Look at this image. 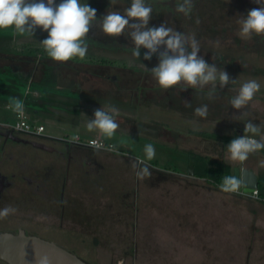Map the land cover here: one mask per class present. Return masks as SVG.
I'll return each instance as SVG.
<instances>
[{
	"label": "rangeland",
	"instance_id": "obj_1",
	"mask_svg": "<svg viewBox=\"0 0 264 264\" xmlns=\"http://www.w3.org/2000/svg\"><path fill=\"white\" fill-rule=\"evenodd\" d=\"M215 1L206 3L207 6L202 1L195 15L191 19H181L180 25L203 36L200 53L203 54L205 49L228 54L229 61L215 65L223 68L231 79H237V84L223 89L217 85L218 94L213 100L206 98L207 88L201 92L191 88L180 91L174 87L165 89L166 94L157 98L148 94V102L143 98L139 104L129 103L137 110L138 135H135V141L128 140L127 132L123 134V142L121 135L111 137L117 148L127 149L133 155L137 153L145 160L144 146L151 143L156 150L152 161L157 160L158 168L165 171L150 168L152 177L143 180L142 195L137 200L134 197L126 198L121 194L120 185L131 176V185H135V170L128 161L129 157L121 156V153L113 158L99 155L114 180H101L96 192L92 186L85 187V194L92 195L89 199V196H85L84 202L86 238L77 231L22 216H17L14 222L7 217L0 219V230L16 231L22 226L27 232L57 241L90 264H264V201L237 193H225L209 181L189 176V169L196 168L189 166L190 155L182 148L183 145L195 146L202 150L201 153L205 151V154L214 155L229 166L232 174L235 167L249 166L264 177V167L260 166V162L264 161V150L251 155L248 161L238 163L229 160L226 148L233 139V130L241 125H227L226 121L246 123L251 119L254 124L264 128V36L241 39L237 35L236 23L238 15L246 16L249 10L260 5L253 0ZM197 19L199 24L196 23ZM168 21L175 26V20ZM210 37L212 39H208ZM216 41H219L218 45ZM97 54L116 65L129 59L122 53L119 56L115 53ZM154 64L158 62H146L145 66L151 69ZM144 78L147 87L158 85L151 74ZM249 79H256L261 84L260 91L246 109L232 108L229 100L240 84ZM127 101L133 100L128 98ZM185 101L191 103V107H186ZM145 103L161 107L149 110L145 108L148 105ZM202 104L208 105L211 120L194 114V109ZM179 109L184 115L168 111ZM241 111L249 115L237 118ZM0 121L14 124L16 117L9 111L0 110ZM158 126L167 128L173 137L158 134ZM196 131L210 135L214 133L213 138L202 139L195 135ZM173 132L186 137H179ZM127 140L128 146L125 148ZM132 145H135L134 148ZM135 203L138 209L132 207Z\"/></svg>",
	"mask_w": 264,
	"mask_h": 264
},
{
	"label": "flooded vegetation",
	"instance_id": "obj_2",
	"mask_svg": "<svg viewBox=\"0 0 264 264\" xmlns=\"http://www.w3.org/2000/svg\"><path fill=\"white\" fill-rule=\"evenodd\" d=\"M202 1L206 6L216 3L215 0H194V8L189 19L198 11ZM60 2L61 0H56L57 4ZM81 2H87L95 8L98 19L106 14L108 8V10L116 9L123 12L124 8L130 6V0H117V3L111 6L109 0H81ZM146 2L153 8L150 27H158L167 21L168 26L175 27L177 31L193 32L189 30L190 28L180 25L181 19L187 17L176 12L178 0H146ZM169 19L176 21L175 26L168 21ZM195 34L197 40H203L201 34ZM47 35V32L39 28L34 37L17 35L14 28L0 30V110L9 111L16 117L14 124L9 121H0V209L6 206L16 209L7 217L10 222H14L17 216L27 217L33 221L37 219L48 225H58L62 229L77 231L81 237L86 238L84 202L85 196H89V199L92 195L85 194V187L92 186L93 191L96 192L101 180L106 182L114 180L112 173L107 170V165L99 158V155L104 154L105 158H113L117 153L127 155L128 152L117 148L115 143L108 140L104 134L99 135L100 130H88V118H94L93 114L97 108L81 110L83 95L79 94L94 93L100 98L99 107L115 106L119 110L117 135L127 132L128 140L132 142L135 141L134 137L138 132L137 110H134L127 99L137 100L139 104L141 99L144 100L143 98L145 102L150 101L148 94L157 98L166 94V91L159 85L147 87L148 85L143 82L144 76L151 73L147 70L149 68L142 67L141 63L145 65L146 62H158L157 56L153 55L151 60H144L143 55L147 49L142 48L140 60L133 57L131 48L134 47V43L126 35L112 38L93 27L88 34L89 48L86 57L67 62H56L48 57L39 43ZM203 51V54L198 53V55L203 56L210 65L229 61L227 53L218 54L205 49ZM99 52L115 53L117 56L122 53L129 59L116 65L112 60L100 57L97 54ZM213 58L216 60L214 61ZM133 82L135 83L132 84ZM119 96H125V98H118ZM13 97L23 101L22 115L8 107L7 102H10ZM66 99L77 101L69 106L70 102ZM231 121L238 122V120ZM19 123L28 127L20 128ZM85 131L96 133V136L85 138L82 135ZM131 133L134 135L132 136ZM194 133L202 139L213 138L208 132ZM198 133H203L205 136ZM220 142L226 145L221 139ZM110 146H113L115 150H106ZM193 153L213 157L191 150L190 154ZM128 155L130 158L128 161L131 163L134 159H142L137 155L129 153ZM191 162L194 163L190 160L189 164ZM146 163L151 169H157ZM189 166L194 167V164ZM187 174L208 181L206 178L196 176L195 169L194 175ZM133 178L134 186L131 185V176L125 179L120 189L121 194L126 198L134 197L137 200V197L142 195L140 190H143L142 182L144 181L138 180L135 172ZM132 207L138 209L136 203ZM91 223L95 225L94 222L91 221ZM20 231L62 246L57 241L35 232H27L22 226L16 231L3 229L0 233L17 234ZM0 262L7 264L3 260Z\"/></svg>",
	"mask_w": 264,
	"mask_h": 264
},
{
	"label": "clouds",
	"instance_id": "obj_3",
	"mask_svg": "<svg viewBox=\"0 0 264 264\" xmlns=\"http://www.w3.org/2000/svg\"><path fill=\"white\" fill-rule=\"evenodd\" d=\"M109 2L111 6L115 5L117 0ZM253 2L260 7L249 10L246 16H237V35L241 39L250 40L253 36H264V0ZM193 8L194 0H178L175 10L190 18ZM108 9L106 14L98 19L97 10L81 0H61L59 4L56 0H0V30L14 28L17 35L34 37L39 28L48 34L39 42L48 57L56 62H67L86 57L89 48L88 34L96 27L108 37H130L134 43L131 48L132 56L138 60L142 48L147 49L143 55L144 60H151L153 55H156V66L149 70L144 64L141 65L151 73L162 89L178 87L180 91L191 88L204 92L207 88L206 98L213 100L218 94L217 85L223 89L228 85L237 84V79H231L223 68H218L215 63L210 65L203 56L198 55L201 44L194 32L177 31L175 27L168 26L167 21L158 27H150L153 8L146 0H130V6L124 8L123 12ZM199 22L197 19L196 23ZM215 43L218 45L219 41ZM260 89L261 84L256 79L244 81L229 100V105L237 110L246 109ZM185 106L191 107V103L185 101ZM8 107L17 114L24 113L23 101L16 97L10 99ZM118 111L112 105L96 109L94 118H88V130L98 129L105 137H113L119 129ZM208 112L207 104L194 109V114L201 118H206ZM247 115V112L241 111L236 117ZM226 148L230 161L244 163L251 155L264 150V131L260 125L249 119L244 123V135L233 138ZM106 150L115 149L110 146ZM144 153L146 159L151 161L155 158L156 150L148 143L144 146ZM131 166L138 180L152 177L150 166L145 160L134 159ZM260 166L264 167V161L260 162ZM219 187L225 193H240L241 188L246 185L235 175H225ZM15 211L11 206L0 209V219ZM34 264H52V260L46 254H35Z\"/></svg>",
	"mask_w": 264,
	"mask_h": 264
},
{
	"label": "water",
	"instance_id": "obj_4",
	"mask_svg": "<svg viewBox=\"0 0 264 264\" xmlns=\"http://www.w3.org/2000/svg\"><path fill=\"white\" fill-rule=\"evenodd\" d=\"M243 135V130L236 129L234 132V138ZM193 164V162L190 163L191 166ZM188 173L194 175V170L189 169ZM233 175L241 179L243 185H246L242 187L244 192H252L258 188V174L252 168L235 167ZM35 254L48 255L52 264H90L62 246L37 236L27 235L23 231L17 234L0 233V260L7 264H34Z\"/></svg>",
	"mask_w": 264,
	"mask_h": 264
},
{
	"label": "crops",
	"instance_id": "obj_5",
	"mask_svg": "<svg viewBox=\"0 0 264 264\" xmlns=\"http://www.w3.org/2000/svg\"><path fill=\"white\" fill-rule=\"evenodd\" d=\"M79 94V93H78ZM94 94V93H93ZM93 94H84V93H82V94H79V95H83V96H85V97H83L82 96V107H81V110H95V108H97V109H99L100 107V98H98V96H96L95 94L93 95ZM79 98H80V96H79ZM66 100H68L70 103H68V105L69 106H71V103H74V102H76L77 100H73V99H66ZM138 101L137 100H133V101H131V103L132 104H138L137 103ZM6 103V102H5ZM9 102H7V104H8ZM149 106V107H148ZM145 108L146 109H149V110H158L159 108H160V106H158L157 104H153V105H151V104H148L147 106L145 105ZM181 109H179V110H177V111H175L174 113H180L181 115H184L181 111H180ZM172 113V112H171ZM187 114V113H186ZM211 118L212 117H210V116H207L206 118H204V119H206V120H211ZM124 120V119H123ZM215 120V119H214ZM213 120V121H214ZM157 121V120H156ZM215 121H218V119H216ZM220 121V120H219ZM227 123V125L228 124H237L238 126L240 125V127H235L237 130H243V132H244V123H239V122H235V121H226ZM236 129H234V131H233V135H234V132H235V130ZM158 130H160V132L158 133V134H161V135H165V136H167V135H169V136H172L173 137V134H172V132L171 131H169V130H167V128L166 129H164L163 127H161V126H158ZM150 132V131H149ZM196 132H202V131H196ZM174 133V132H173ZM193 133V132H192ZM174 134H176L177 136H179V137H182V138H184V137H186V136H184L182 133L181 134H177V133H174ZM212 134H214V133H212ZM82 135H83V137H85V138H88V137H90V136H96V133H91V132H87V131H85V132H83L82 133ZM99 135H103V133L101 132V133H99ZM121 135V140H122V142L124 141V137H123V134H120ZM135 135H137V134H135ZM116 136H118L117 135V132L115 133V135L113 136V138L114 137H116ZM125 136V135H124ZM113 138H107L108 140H110V141H113ZM135 138V137H134ZM174 139L175 138H173L172 140V143L174 142ZM127 142H128V140L125 142V145H126V147L125 148H127ZM134 146L135 145H132V147L134 148ZM182 148H184L183 150L185 151V153H187V155L189 154L190 155V151L191 150H193V151H196V152H200L201 153V151L197 148V147H189V146H187V145H183L182 146ZM124 150H126L128 153H129V151L127 150V149H124ZM139 150V149H138ZM204 152V154L206 153L205 151H203ZM128 153H127V155H125V156H128L129 157V155H128ZM130 154V153H129ZM208 154V153H207ZM135 155H137V153H135L134 154V156ZM210 155V154H209ZM121 156H123V155H121ZM137 156H139V155H137ZM211 156H212V154H211ZM140 157H142V156H140ZM212 158H216L214 155H213V157ZM128 159H130V158H128ZM143 159V158H142ZM216 159H218V158H216ZM145 160V159H144ZM146 162H148L149 164H151V165H153L155 168H157L158 170H165V169H160V168H158V161L157 160H155V161H148V160H145ZM190 161V160H189ZM190 165V164H189Z\"/></svg>",
	"mask_w": 264,
	"mask_h": 264
},
{
	"label": "trees",
	"instance_id": "obj_6",
	"mask_svg": "<svg viewBox=\"0 0 264 264\" xmlns=\"http://www.w3.org/2000/svg\"><path fill=\"white\" fill-rule=\"evenodd\" d=\"M198 134H200L201 136H205V134L203 133ZM190 160L194 161V168H196L195 175L201 178H206L209 182L213 184V186L219 187L222 182L223 176L233 175L230 172L229 166L225 165L223 162L216 158L193 153L190 154ZM258 179V190L260 193V197L262 198L261 201H264V177H261L258 174Z\"/></svg>",
	"mask_w": 264,
	"mask_h": 264
},
{
	"label": "built area",
	"instance_id": "obj_7",
	"mask_svg": "<svg viewBox=\"0 0 264 264\" xmlns=\"http://www.w3.org/2000/svg\"><path fill=\"white\" fill-rule=\"evenodd\" d=\"M19 125H20V123L18 124V127L23 128V129H24V127H28L27 125H25V124H23V123H21L20 126H19ZM104 146H105V145H104ZM237 194L245 195V196H250V197H253V198H256V199H259V200L262 199V198L260 197V193H259L258 188L254 189L252 192H244V191H243V188H241L240 193H237Z\"/></svg>",
	"mask_w": 264,
	"mask_h": 264
}]
</instances>
